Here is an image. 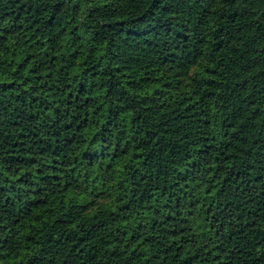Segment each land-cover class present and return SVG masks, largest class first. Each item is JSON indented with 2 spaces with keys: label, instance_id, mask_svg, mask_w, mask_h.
Masks as SVG:
<instances>
[{
  "label": "trees",
  "instance_id": "1",
  "mask_svg": "<svg viewBox=\"0 0 264 264\" xmlns=\"http://www.w3.org/2000/svg\"><path fill=\"white\" fill-rule=\"evenodd\" d=\"M0 264H264V0H0Z\"/></svg>",
  "mask_w": 264,
  "mask_h": 264
}]
</instances>
